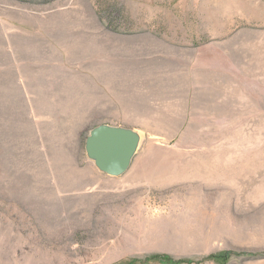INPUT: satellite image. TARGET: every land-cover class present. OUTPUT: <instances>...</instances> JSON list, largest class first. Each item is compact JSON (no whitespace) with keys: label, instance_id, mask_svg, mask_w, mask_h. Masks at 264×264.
<instances>
[{"label":"rangeland","instance_id":"obj_1","mask_svg":"<svg viewBox=\"0 0 264 264\" xmlns=\"http://www.w3.org/2000/svg\"><path fill=\"white\" fill-rule=\"evenodd\" d=\"M91 1L106 23L103 32L136 29V0ZM80 2L0 0V20L78 15L85 17L78 26L83 33L93 23ZM114 7L107 17L105 9ZM77 60L63 62L76 70ZM260 69L251 96L237 99L235 121L196 123L183 138H141L119 178L127 182L111 187L84 143L94 126L122 123L56 120L60 115L46 105L53 91L45 86H59L52 79L24 92L28 98L12 84L0 89V264H264V164L235 172L212 168L219 156L228 162L264 154V82L256 78L264 81V65ZM172 168H179L176 177ZM235 193L260 197L241 201ZM219 195L226 199L215 201Z\"/></svg>","mask_w":264,"mask_h":264},{"label":"crops","instance_id":"obj_2","mask_svg":"<svg viewBox=\"0 0 264 264\" xmlns=\"http://www.w3.org/2000/svg\"><path fill=\"white\" fill-rule=\"evenodd\" d=\"M83 1L93 23L83 33L78 26L84 25L85 17L78 15L30 21L22 17L16 24L13 19L0 20V84L6 85L0 89L12 84L25 98L24 92L55 80L59 86L45 88L53 91L46 105L60 115L56 120L117 121L140 138H183L190 136L196 123L236 120V109L242 104L237 99L251 96L253 75L264 65V2L136 0V29L109 34L103 32L106 23L98 17L94 3ZM254 9L261 13L254 14ZM65 26L69 33L61 32ZM64 58L79 59L74 63L76 70L65 67ZM76 102L84 110L74 109ZM81 114L86 118L80 119ZM157 148L173 153L188 150L185 146ZM260 155L228 162L219 156L212 168L228 167L234 172L251 170L254 164L262 168L264 154ZM177 169H170L173 177ZM122 175H105L108 187L127 182L119 179ZM235 195L241 201L260 197Z\"/></svg>","mask_w":264,"mask_h":264},{"label":"water","instance_id":"obj_3","mask_svg":"<svg viewBox=\"0 0 264 264\" xmlns=\"http://www.w3.org/2000/svg\"><path fill=\"white\" fill-rule=\"evenodd\" d=\"M140 139V135L133 129L98 124L86 136L84 152L97 170L118 177L128 170Z\"/></svg>","mask_w":264,"mask_h":264},{"label":"trees","instance_id":"obj_4","mask_svg":"<svg viewBox=\"0 0 264 264\" xmlns=\"http://www.w3.org/2000/svg\"><path fill=\"white\" fill-rule=\"evenodd\" d=\"M105 11H106V13H107V17H111V13H113V12H116V8L114 7V9H112V8H106L105 9ZM117 13H119L120 14V12H119V10L117 11ZM112 19V18H111ZM108 23H109V25H110V23H112L113 21L112 20H110L109 18H108ZM112 27H114V26H112Z\"/></svg>","mask_w":264,"mask_h":264},{"label":"bare ground","instance_id":"obj_5","mask_svg":"<svg viewBox=\"0 0 264 264\" xmlns=\"http://www.w3.org/2000/svg\"><path fill=\"white\" fill-rule=\"evenodd\" d=\"M74 45V44H73Z\"/></svg>","mask_w":264,"mask_h":264}]
</instances>
